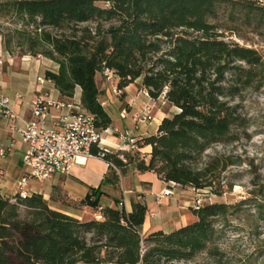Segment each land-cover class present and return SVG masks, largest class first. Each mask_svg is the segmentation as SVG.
I'll return each mask as SVG.
<instances>
[{
	"label": "trees",
	"instance_id": "16d2710c",
	"mask_svg": "<svg viewBox=\"0 0 264 264\" xmlns=\"http://www.w3.org/2000/svg\"><path fill=\"white\" fill-rule=\"evenodd\" d=\"M2 16L24 26L8 34L0 29L3 48L55 62L57 71L46 70L45 79L63 102L74 100L78 86L80 105L93 115L97 129L112 123L96 80L106 68L114 72L117 89L140 78L152 99L163 96L178 109L161 120L156 134L137 141L139 150L151 147L148 160L139 151L105 153L104 183L117 182L118 173L131 168L152 171L165 183L223 192L221 175L236 161L205 152L235 140L238 113L231 101L253 85L262 63L255 48L226 38H247L239 29L245 26L264 40V0H0ZM103 194L100 187H90L77 201L60 188L51 194L64 205L98 209L100 217L90 220L50 208L38 193L0 194V264L187 262L203 251H217L218 223L238 206L203 203L192 209V222L143 238L147 205L133 197L130 212L117 199L101 207Z\"/></svg>",
	"mask_w": 264,
	"mask_h": 264
},
{
	"label": "crops",
	"instance_id": "0c3cea01",
	"mask_svg": "<svg viewBox=\"0 0 264 264\" xmlns=\"http://www.w3.org/2000/svg\"><path fill=\"white\" fill-rule=\"evenodd\" d=\"M58 65L52 60L42 56H30L14 53L11 54L2 46L0 37V92L10 99L11 107L16 114V118L9 119L0 114V149L4 150V155L0 156V194L14 196L17 193V179L24 172L22 166V153L24 144L20 139V129L24 123L31 118V101L41 96L59 100V92L55 89L51 81L38 84L36 77L44 75L46 70L56 72ZM97 84L102 91L100 102L111 118V126L103 133L105 143L112 146L121 144L119 135L127 129H134V135L138 137H149L156 134L161 120L178 112L173 106H168L171 114L163 112L158 105L152 110L153 120L147 123H134L131 119L132 112L140 104H153L154 102L140 93L141 79L129 84L123 90V97L115 95L113 84L104 81L102 74L96 76ZM81 90L75 88L74 100L80 101ZM134 100V103L131 101ZM130 103V105H129ZM157 103V102H156ZM126 111L127 116L123 117L122 112ZM55 113L54 110L51 111ZM145 160L149 159L151 147L144 145L140 148ZM108 173V164L95 157L78 161L68 174L55 173L45 180L31 179L26 185L28 195L38 193L48 201L49 207L80 220H90L99 218L98 209L88 206L74 208L64 205L51 199V194L55 193V188H60L68 199L77 201L86 196L90 187H100L104 194L99 199L101 207L114 205L117 199L127 212L131 211V199L137 197L148 207L149 212L141 227V233L148 234L155 230L171 232L180 226H184L193 221L194 217L186 212L189 207V196L193 188L182 187L175 183L163 182L154 172H139L129 168L124 174L118 173L117 182H106L103 180ZM177 187L183 192L181 197L173 195ZM168 189L171 193L162 198L157 203L156 196ZM119 193V197L116 195ZM179 198V199H178ZM182 198V200H180ZM191 219V220H190Z\"/></svg>",
	"mask_w": 264,
	"mask_h": 264
},
{
	"label": "rangeland",
	"instance_id": "374dc122",
	"mask_svg": "<svg viewBox=\"0 0 264 264\" xmlns=\"http://www.w3.org/2000/svg\"><path fill=\"white\" fill-rule=\"evenodd\" d=\"M99 4L104 5L102 2ZM21 27H24L22 22L11 16L0 17V29L4 34ZM239 29L247 38L232 35L226 39L255 48L262 57V63L256 68L257 77L253 85L240 91L231 101L237 106L238 113L233 128L235 140L215 145L205 152L230 156L236 164L222 173L220 184L223 192L220 195L212 193L209 188L193 189L192 194H185L190 197L186 212L191 216V205L196 197L201 198L202 204L222 201L238 206L228 215L227 221L218 223L219 232L214 244L216 252L203 251L191 261L175 264H262L264 261V40L250 33L248 27L240 26ZM0 37L3 41L1 34ZM157 105L166 114H171L167 104L157 101ZM139 155L142 157L141 151ZM180 189L177 187L173 195L181 197L183 192ZM116 195L119 197L118 191ZM141 235L143 238L146 236Z\"/></svg>",
	"mask_w": 264,
	"mask_h": 264
},
{
	"label": "built area",
	"instance_id": "2783aa9c",
	"mask_svg": "<svg viewBox=\"0 0 264 264\" xmlns=\"http://www.w3.org/2000/svg\"><path fill=\"white\" fill-rule=\"evenodd\" d=\"M101 74L104 81L108 83L113 84L117 80L114 72L110 69H104ZM36 81L41 85L49 80H46L44 75H39L36 77ZM113 92L117 96L122 93L116 86L113 87ZM140 93L154 103L140 104L134 109L131 119L136 124L153 120L152 110L156 107L157 101H160L162 105L166 104L163 96L154 100L143 87H141ZM131 103H134V100ZM104 104L105 102L102 101L101 105ZM52 110L55 113H52ZM30 111L31 118L24 123L19 131L20 139L24 144L21 158L24 172L17 179L16 194L23 198L28 196L25 188L29 180H45L55 173L68 174L72 167L78 164L79 157L103 159L104 154L108 152L139 151L137 141L141 137L134 135V129H127L119 135L121 144L118 146L105 143L103 133L107 130L97 129L93 115L82 108L80 101L63 102L50 97L37 96L31 101ZM0 114L9 119L17 117L11 107L10 99L1 92ZM122 116L126 117L127 112L123 111ZM94 149H96V153H93ZM4 153V150L0 149V156ZM118 158L124 161V157L120 153ZM170 193L168 189H165L162 194L157 195V203H160L162 198ZM201 205V198L196 197L191 206L193 209H197Z\"/></svg>",
	"mask_w": 264,
	"mask_h": 264
},
{
	"label": "bare ground",
	"instance_id": "6f19581e",
	"mask_svg": "<svg viewBox=\"0 0 264 264\" xmlns=\"http://www.w3.org/2000/svg\"><path fill=\"white\" fill-rule=\"evenodd\" d=\"M85 159L83 157H79L78 161H84Z\"/></svg>",
	"mask_w": 264,
	"mask_h": 264
}]
</instances>
